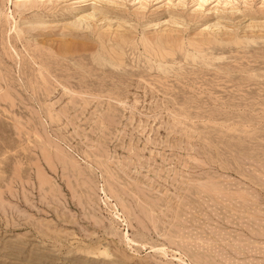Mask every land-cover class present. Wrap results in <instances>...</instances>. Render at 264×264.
I'll return each mask as SVG.
<instances>
[{"label":"rangeland","instance_id":"obj_1","mask_svg":"<svg viewBox=\"0 0 264 264\" xmlns=\"http://www.w3.org/2000/svg\"><path fill=\"white\" fill-rule=\"evenodd\" d=\"M16 2L0 264H264V0Z\"/></svg>","mask_w":264,"mask_h":264},{"label":"bare ground","instance_id":"obj_2","mask_svg":"<svg viewBox=\"0 0 264 264\" xmlns=\"http://www.w3.org/2000/svg\"><path fill=\"white\" fill-rule=\"evenodd\" d=\"M37 1H39V0H19V2H21L22 3V5H24V7L28 4L29 6H30V4L31 5H33L35 2H37ZM45 1V0H44ZM48 1H51V0H47V2ZM201 1H204V0H201ZM19 2H16V3H18L19 5H20V3ZM43 2V1H42ZM40 3H41V1H40ZM44 3V2H43ZM36 4H38V3H36ZM27 5V6H28ZM26 6V7H27ZM39 6V5H38ZM28 9L30 8V7H27ZM31 8H32V6H31ZM34 8H35V5H34ZM84 16V15H83ZM94 15L92 14V16L91 15H88V14H86V16H84L85 17V19H86V17H88L87 18V20L89 19V17L91 18V17H93ZM82 17V16H81ZM96 17V16H95ZM94 18V17H93ZM92 18V19H93ZM81 20V19H80ZM83 20H84V18H83ZM72 24V23H71ZM73 24H74V22H73ZM90 26V25H89ZM78 28H79V26H78ZM121 38H123V37H121ZM168 41V40H167ZM119 42V41H118ZM170 42V41H169ZM168 42V43H169ZM162 43V42H161ZM160 43V44H161ZM118 44V43H117ZM66 45V44H65ZM64 45V46H65ZM163 45V44H162ZM66 47H69V45L68 46H66ZM76 46L74 45V47L73 48H75ZM117 47H119L118 45H117ZM79 48V47H78ZM83 50V49H82ZM63 51H64V49H63ZM112 51V50H111ZM115 52V51H114ZM112 53H113V51H112ZM117 53H115L114 55H116ZM111 57V56H110ZM119 56L117 55V57L116 58H118ZM96 58V57H95ZM111 58H113V57H111ZM113 59H115V57L113 58ZM121 59V58H120ZM117 60H119V59H117ZM115 62H116V60H115Z\"/></svg>","mask_w":264,"mask_h":264}]
</instances>
